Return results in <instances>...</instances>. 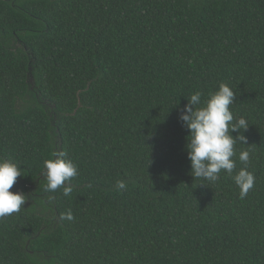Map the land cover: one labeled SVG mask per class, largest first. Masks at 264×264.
I'll list each match as a JSON object with an SVG mask.
<instances>
[{"label":"trees","instance_id":"1","mask_svg":"<svg viewBox=\"0 0 264 264\" xmlns=\"http://www.w3.org/2000/svg\"><path fill=\"white\" fill-rule=\"evenodd\" d=\"M221 83L249 122L243 199L194 179L179 120ZM61 152L68 196L47 191ZM0 158L26 195L0 264H264V0H0Z\"/></svg>","mask_w":264,"mask_h":264},{"label":"clouds","instance_id":"2","mask_svg":"<svg viewBox=\"0 0 264 264\" xmlns=\"http://www.w3.org/2000/svg\"><path fill=\"white\" fill-rule=\"evenodd\" d=\"M201 92L190 95L187 104L180 110L179 120L189 135L186 150L191 165V175L194 179L201 178L215 183L221 172L232 177L240 189V198L247 196L253 189L255 176L241 168L233 175L236 168L235 145L240 142L247 145V137L243 135L249 127V122L241 117L236 119L230 110L235 103L236 92L227 84L221 83L219 89L211 93L202 103ZM232 133H238L235 137ZM55 158L44 161L47 177V191L55 192L63 188V194L68 196L72 188L66 186L78 175V167L66 154L54 153ZM239 161L245 166L250 162V152L245 150L239 153ZM20 166L10 160L0 158V219L17 213L24 207L26 195L23 192H12L18 177H21ZM117 189H125L123 181H117ZM62 218L68 221L74 219L71 210L62 213Z\"/></svg>","mask_w":264,"mask_h":264}]
</instances>
